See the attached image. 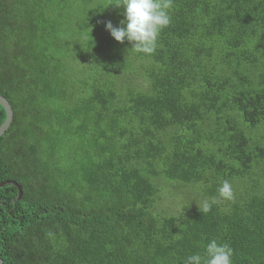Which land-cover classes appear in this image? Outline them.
Returning <instances> with one entry per match:
<instances>
[{
  "label": "trees",
  "instance_id": "16d2710c",
  "mask_svg": "<svg viewBox=\"0 0 264 264\" xmlns=\"http://www.w3.org/2000/svg\"><path fill=\"white\" fill-rule=\"evenodd\" d=\"M112 3L0 0L4 263L184 264L215 239L264 264V0H172L151 55ZM162 181L195 195L161 207Z\"/></svg>",
  "mask_w": 264,
  "mask_h": 264
},
{
  "label": "clouds",
  "instance_id": "9594fccd",
  "mask_svg": "<svg viewBox=\"0 0 264 264\" xmlns=\"http://www.w3.org/2000/svg\"><path fill=\"white\" fill-rule=\"evenodd\" d=\"M112 4L122 8L124 16L119 27L113 26L111 21L105 23V29L115 41L124 43L127 40L137 53H154L160 32L171 23L172 0H113ZM217 192L219 198L212 197L202 202L203 212L211 211L220 200L234 199L233 187L227 180L221 181ZM232 255L233 250L227 243L212 239L204 246V255L192 254L184 264H233Z\"/></svg>",
  "mask_w": 264,
  "mask_h": 264
},
{
  "label": "rangeland",
  "instance_id": "374dc122",
  "mask_svg": "<svg viewBox=\"0 0 264 264\" xmlns=\"http://www.w3.org/2000/svg\"><path fill=\"white\" fill-rule=\"evenodd\" d=\"M160 189H161V194L163 196V201L160 203L161 207H164V204L166 202V197L169 201H167L165 205L174 208L175 205L180 206L181 203L185 201V195L190 194L191 191L192 194L195 195V192L193 191L195 187L185 186L182 183H177V182L162 181L160 183ZM189 190L191 191L188 193ZM170 195L172 197H169Z\"/></svg>",
  "mask_w": 264,
  "mask_h": 264
},
{
  "label": "water",
  "instance_id": "95a60500",
  "mask_svg": "<svg viewBox=\"0 0 264 264\" xmlns=\"http://www.w3.org/2000/svg\"><path fill=\"white\" fill-rule=\"evenodd\" d=\"M0 104L4 107L6 111V119L3 121L2 124H0V136H2L8 130V128L10 127L13 121L14 110L9 100L2 94H0ZM6 183H13L17 185L19 188V197H22L23 191H22L21 186L17 183V181L7 180V181L0 182V187L5 185ZM0 264H5L1 253H0Z\"/></svg>",
  "mask_w": 264,
  "mask_h": 264
}]
</instances>
